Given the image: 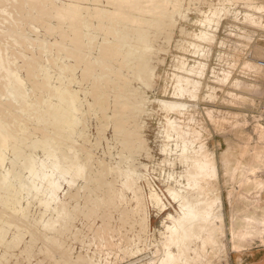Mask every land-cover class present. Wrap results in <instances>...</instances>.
Returning <instances> with one entry per match:
<instances>
[{"label":"rangeland","instance_id":"1","mask_svg":"<svg viewBox=\"0 0 264 264\" xmlns=\"http://www.w3.org/2000/svg\"><path fill=\"white\" fill-rule=\"evenodd\" d=\"M262 128L264 0H0V264H157L185 211L168 188L198 193L182 136L218 167L226 249L207 259L244 264L264 242L236 249L232 214L264 188L232 168Z\"/></svg>","mask_w":264,"mask_h":264},{"label":"bare ground","instance_id":"2","mask_svg":"<svg viewBox=\"0 0 264 264\" xmlns=\"http://www.w3.org/2000/svg\"><path fill=\"white\" fill-rule=\"evenodd\" d=\"M194 83L195 81H193L191 84L193 85ZM191 84L189 83L188 85H183L181 87L182 93H193L194 90L191 89ZM170 103L171 107H177L181 111L187 107L185 102L170 101ZM66 112L67 110L63 109L62 119L60 118L62 121L66 117ZM169 127L176 129L178 128V126L173 122H169ZM262 132L264 134V128H262ZM133 133L132 135L135 134ZM181 133L182 132H180V136H182ZM132 135L130 134L131 138ZM2 141L3 137L0 135V144ZM182 141L183 143L181 148L183 155L181 156V161L189 160L191 165L190 169L187 170L185 174L180 175L183 177V181H181V179L179 184L181 185L182 183H186L187 186H191L198 190L197 198L193 200L189 195L182 196L181 189L172 187L168 188L169 193L173 198L181 196L179 199L180 208L185 211L182 212L184 217H182L181 220H176L173 215H170L174 221L168 226V229H170V234H166V240L163 244L165 249L164 256L158 261L157 264H195L196 262L197 264H212L211 262H214V260L211 261L207 259L208 254L205 253L206 248L208 246H212L213 254L225 252L224 249H226V243L222 241L225 234L224 232L222 233V230L224 229V213L223 208L219 205L222 202V198L211 197L205 189L206 183H208V185L210 183L211 186H214V179L217 176L218 167H216L214 159H211L207 151L203 148L197 151V153H200V155H185L184 153L190 146L194 144L195 140L193 138L187 139L186 136H182ZM19 147L20 145L15 146L16 149ZM128 148L130 153L131 151H134V141L128 142ZM251 149H253L255 152L253 157L256 156L258 160L254 158L256 162L254 161L250 165L244 164L239 160L238 164L232 168V176H235V174L238 173L241 177H245L247 181H250L251 177H253L252 183L259 186L260 188H264V181L258 179L256 174L264 164V146L260 142L259 145L255 144V146H253ZM127 184L129 186H133L134 181L131 178H128ZM152 196H156L160 200V196L156 192H153ZM229 199L230 201H233L232 188L229 191ZM216 204L221 207L217 208L220 209L218 211L214 210V206ZM258 208L259 206L255 205V210H253L250 214L243 216H239L237 213L232 214L233 230L232 234L230 235L231 241L236 249H241L246 244H251L253 240L257 238H260L261 241L264 242V214L261 215L258 213ZM216 231H219L220 234H215L214 232ZM49 246L47 245L48 248ZM192 253L194 254L193 257L191 256L193 255Z\"/></svg>","mask_w":264,"mask_h":264},{"label":"crops","instance_id":"3","mask_svg":"<svg viewBox=\"0 0 264 264\" xmlns=\"http://www.w3.org/2000/svg\"><path fill=\"white\" fill-rule=\"evenodd\" d=\"M261 215L264 214V210L260 212ZM261 240L260 238H257ZM242 261L240 256L239 262ZM244 264H264V244L254 246L249 252H247L243 258Z\"/></svg>","mask_w":264,"mask_h":264}]
</instances>
